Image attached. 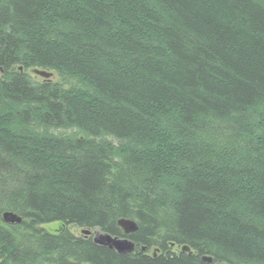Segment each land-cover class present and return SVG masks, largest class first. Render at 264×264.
<instances>
[{
    "label": "trees",
    "instance_id": "16d2710c",
    "mask_svg": "<svg viewBox=\"0 0 264 264\" xmlns=\"http://www.w3.org/2000/svg\"><path fill=\"white\" fill-rule=\"evenodd\" d=\"M0 67V264H264V0H0Z\"/></svg>",
    "mask_w": 264,
    "mask_h": 264
},
{
    "label": "bare ground",
    "instance_id": "6f19581e",
    "mask_svg": "<svg viewBox=\"0 0 264 264\" xmlns=\"http://www.w3.org/2000/svg\"><path fill=\"white\" fill-rule=\"evenodd\" d=\"M20 70H22L21 69V67H19V71ZM29 71V74H35V75H39V77H37L35 80L38 82H45V81H47V82H54V81H52V80H50L49 79V77H53V76H56V77H58V74L56 73V71L54 70V69H41V68H33V69H30V70H28ZM4 74V72H3V68L2 67H0V76H2ZM42 78V79H41ZM49 79V80H48ZM67 87V86H66ZM9 214H16V217L17 218H21V222L20 223H17L16 221H14V220H12V222L10 223V222H7L5 219H7L8 217H10L9 216ZM120 220H124L123 222H129V221H133V222H135L136 223V221L134 220V219H131V218H125V217H122V218H119L118 220H117V222L118 221H120ZM0 221L2 222V223H4V224H7V225H21L22 224V222H23V217L21 216V214H18V213H16L15 211H13V210H4V211H2L1 213H0ZM55 222H58V228L57 229H55V231H57L60 227H62V222H60V221H55ZM51 223H54V222H50V224ZM45 224H49V223H45ZM41 227L43 228V229H45V230H47L46 228H44V224H42L41 225ZM118 227L120 228V227H122L123 228V230L124 231H126V227H127V225L126 224H121V225H118ZM80 229V228H79ZM97 231H100L99 229H96V230H89V229H85V228H82L81 229V235H83V236H91V239H92V241L95 243L96 242V237H97V235H98V232ZM100 235L101 234H108V233H104V232H101L100 231V233H99ZM109 235V234H108ZM110 237L112 238V239H115V238H117L116 240H117V242H122V241H125V239H126V237L125 236H123V237H118V236H112V235H110ZM129 243H131V244H133L134 242L133 241H131V242H129ZM97 244V243H96ZM101 245V244H100ZM102 245H104V246H107V247H109L107 244H102ZM133 247H134V244H133ZM136 247V246H135ZM109 248H111V247H109ZM112 249H114L117 253H119V254H126V253H132L131 251H133L134 252V250H135V248H132V250L131 251H123V250H117V249H115V248H112ZM154 251H153V253H154V255L156 254V252L158 251V249H153ZM175 253H176V250H175ZM192 253H194L193 251H191L190 252V254H192ZM203 259H208L207 261H210V262H212L213 261V258L211 257V256H208V255H203V257H202Z\"/></svg>",
    "mask_w": 264,
    "mask_h": 264
},
{
    "label": "water",
    "instance_id": "95a60500",
    "mask_svg": "<svg viewBox=\"0 0 264 264\" xmlns=\"http://www.w3.org/2000/svg\"><path fill=\"white\" fill-rule=\"evenodd\" d=\"M10 217H8L7 219H5L7 222H12V220L16 221L17 223H20L21 222V218H17L16 217V214H9ZM124 220H120L118 221L119 225L121 224H126L127 227H126V233L128 231H135L137 229V225L135 222L133 221H129V222H123ZM117 238L115 239H112L110 237V235L108 234H99L97 235L96 237V242L97 243H100V244H107L109 247L111 248H115L117 250H123V251H131L132 248H133V244L129 243L131 242L129 239H125V241H122V242H117L116 240ZM205 260H208V259H205Z\"/></svg>",
    "mask_w": 264,
    "mask_h": 264
},
{
    "label": "rangeland",
    "instance_id": "374dc122",
    "mask_svg": "<svg viewBox=\"0 0 264 264\" xmlns=\"http://www.w3.org/2000/svg\"><path fill=\"white\" fill-rule=\"evenodd\" d=\"M3 72H4V70H3ZM29 76L31 77V78H33V79H36L37 77H39V75H35V74H29ZM37 76V77H36ZM1 77V76H0ZM42 79V78H41ZM49 79L50 80H52V81H54V82H56V81H58V77H56V76H53V77H49ZM48 79V80H49ZM36 81V80H35ZM119 225V223L117 222V226ZM136 225H137V223H136ZM44 228H46L48 231H51V232H55V229H57L58 228V222H54V223H49V224H44ZM68 229L70 230V232L72 233V234H74L75 236H83V235H81V229H79V228H77V227H75V226H68ZM137 229H138V226H137ZM136 229V230H137ZM120 230H121V232H122V236H125L126 237V239H129L130 241H132L131 239H130V235L131 234H133L134 232H136V230L135 231H128L127 233L123 230V228L122 227H120ZM98 233H100V231H97ZM104 235V234H103ZM95 243H97V242H95ZM97 244H100V243H97ZM134 244V247L133 248H135V246H136V244L135 243H133ZM102 245V244H101ZM170 248H172V250L173 251H175L176 250V252H178V251H180V252H187V253H189L190 254V252H191V250H190V248H189V246H187V245H182V246H176V245H174V244H170ZM142 250L144 251V247H142ZM131 252H133V251H131ZM201 260H203L202 262H206V263H210V261H207V260H205V259H203V258H201Z\"/></svg>",
    "mask_w": 264,
    "mask_h": 264
}]
</instances>
